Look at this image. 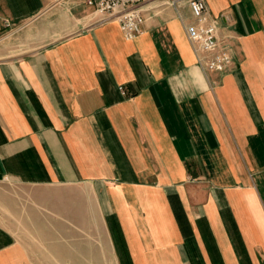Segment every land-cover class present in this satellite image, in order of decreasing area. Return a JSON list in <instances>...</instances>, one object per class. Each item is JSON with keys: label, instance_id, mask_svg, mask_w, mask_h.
I'll return each instance as SVG.
<instances>
[{"label": "crops", "instance_id": "obj_1", "mask_svg": "<svg viewBox=\"0 0 264 264\" xmlns=\"http://www.w3.org/2000/svg\"><path fill=\"white\" fill-rule=\"evenodd\" d=\"M205 2L224 70L187 3L129 39L86 0H0V264H71L72 224L114 264H264V0Z\"/></svg>", "mask_w": 264, "mask_h": 264}, {"label": "built area", "instance_id": "obj_2", "mask_svg": "<svg viewBox=\"0 0 264 264\" xmlns=\"http://www.w3.org/2000/svg\"><path fill=\"white\" fill-rule=\"evenodd\" d=\"M149 0H86L95 6L96 13L101 15V21L117 19L125 36L129 39L136 37L142 30L145 21L144 2ZM166 4L178 8L182 3H187L196 23L187 26V35L197 53H213L204 61L207 69L224 70L231 62V56L226 51L217 50L219 40L217 23L209 21L205 0H163ZM202 58L200 57V60Z\"/></svg>", "mask_w": 264, "mask_h": 264}, {"label": "rangeland", "instance_id": "obj_3", "mask_svg": "<svg viewBox=\"0 0 264 264\" xmlns=\"http://www.w3.org/2000/svg\"><path fill=\"white\" fill-rule=\"evenodd\" d=\"M12 186L10 184H2L0 185V190H10ZM7 203H13L12 199H7ZM54 208L57 211L61 212L62 209V201L61 200H55ZM1 219L4 218L8 223L11 221H14V216H1ZM76 222L78 223V218L76 217ZM56 227L62 226V218L56 216L55 220ZM76 225H71V264H83L82 262H79V259L83 257V255L86 256L87 262L85 264H114L109 262L108 257L102 256L105 253L106 248H98L95 245H97V236H99L100 233L98 232H87L84 234L83 238L86 237V240L81 238V234L79 233V230L75 227ZM62 233H55V240L58 241V244L60 247L56 248L55 254L60 255L62 254ZM93 245V246H92ZM58 264V263H56Z\"/></svg>", "mask_w": 264, "mask_h": 264}]
</instances>
